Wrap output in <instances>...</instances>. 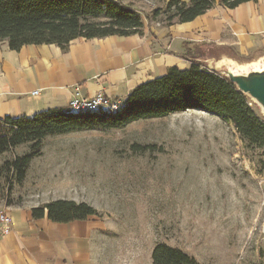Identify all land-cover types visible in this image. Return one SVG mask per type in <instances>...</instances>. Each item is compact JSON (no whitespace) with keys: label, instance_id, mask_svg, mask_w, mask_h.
<instances>
[{"label":"rangeland","instance_id":"rangeland-1","mask_svg":"<svg viewBox=\"0 0 264 264\" xmlns=\"http://www.w3.org/2000/svg\"><path fill=\"white\" fill-rule=\"evenodd\" d=\"M222 51L243 64L264 58V50L240 58L214 45L195 50L194 61L209 70ZM29 150L0 154V204L90 205L107 228L98 264H153L158 244L199 264H264V149L245 142L231 121L187 111L49 136L19 184L11 163Z\"/></svg>","mask_w":264,"mask_h":264},{"label":"crops","instance_id":"crops-1","mask_svg":"<svg viewBox=\"0 0 264 264\" xmlns=\"http://www.w3.org/2000/svg\"><path fill=\"white\" fill-rule=\"evenodd\" d=\"M119 1L141 14L142 34L80 38L67 51L56 45L13 51L0 43V120L69 110L77 88L80 97L104 93L123 103L137 87L169 69L189 70L193 53L205 46L227 49L240 58L264 50V0L235 9L216 0L203 16L172 26L152 18L171 0ZM48 203L0 204V215L7 213L12 221L9 233L0 225V264H98V238L107 231L105 225L98 217L68 224L34 219L32 210Z\"/></svg>","mask_w":264,"mask_h":264},{"label":"trees","instance_id":"trees-1","mask_svg":"<svg viewBox=\"0 0 264 264\" xmlns=\"http://www.w3.org/2000/svg\"><path fill=\"white\" fill-rule=\"evenodd\" d=\"M257 0H221L228 9ZM216 0H171L153 12V20L164 16L166 26L194 21L211 10ZM139 12L119 0H0V43L13 51L29 45H56L67 51L71 42L83 38L104 39L142 34ZM227 78L202 68L195 61L189 70L171 68L167 74L137 87L116 112L82 115L69 110H49L33 118L6 117L0 120V154L28 145L29 152L11 163L17 183L24 182L32 160L41 155L49 136L84 130H110L173 114L201 111L231 121L250 146L264 149V118ZM153 148V147H152ZM144 147L142 150H149ZM11 205V203H6ZM90 205L73 200H56L32 210L34 219L47 217L68 224L96 217ZM153 264H199L197 260L167 244H158Z\"/></svg>","mask_w":264,"mask_h":264},{"label":"water","instance_id":"water-1","mask_svg":"<svg viewBox=\"0 0 264 264\" xmlns=\"http://www.w3.org/2000/svg\"><path fill=\"white\" fill-rule=\"evenodd\" d=\"M220 53L209 60L213 64L209 70L227 78L239 92L258 104L264 118V58L243 64L227 52Z\"/></svg>","mask_w":264,"mask_h":264},{"label":"built area","instance_id":"built-area-1","mask_svg":"<svg viewBox=\"0 0 264 264\" xmlns=\"http://www.w3.org/2000/svg\"><path fill=\"white\" fill-rule=\"evenodd\" d=\"M77 93L69 104V111L75 115H82L88 113H97L100 111L116 112L121 108L122 103L118 100L108 97L104 93H99L93 97L85 98L80 97L79 88L76 89ZM35 92L33 95H37ZM11 217L7 213L0 215V225L3 226L4 233H9L11 230Z\"/></svg>","mask_w":264,"mask_h":264}]
</instances>
